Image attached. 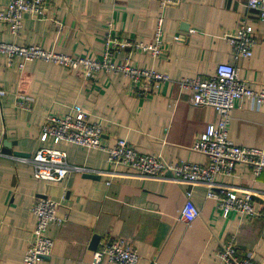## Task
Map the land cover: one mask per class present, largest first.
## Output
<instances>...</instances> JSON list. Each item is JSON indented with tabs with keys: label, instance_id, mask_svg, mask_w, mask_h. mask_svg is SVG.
<instances>
[{
	"label": "crops",
	"instance_id": "crops-1",
	"mask_svg": "<svg viewBox=\"0 0 264 264\" xmlns=\"http://www.w3.org/2000/svg\"><path fill=\"white\" fill-rule=\"evenodd\" d=\"M7 1L0 0V7ZM246 1L180 0L161 6L156 0H46V16L24 14L17 35L0 23V41L100 58L110 27L119 37L151 43L161 15L163 50L158 57L126 47L113 60L169 76L158 88L138 94L122 72L101 71L85 78L81 71L42 60L27 61L19 69L18 58L7 65L0 53V86L7 92L0 101V147L4 140L14 141L11 150L28 153L0 152V264L22 263L35 225L31 209L37 197L56 201L57 216L64 218L48 226L53 248L39 264H91L94 234L100 241H130L138 253L137 264H225L218 250L230 239L240 256L249 253L264 264V170L255 176L238 163L232 174L215 175L217 193L252 190L254 208L261 214L223 215L203 183L180 185L171 179L135 176L111 164L103 148L39 139L47 113L83 110L101 125L104 147L125 138L137 151L158 153L168 163H206L205 155L192 145L207 125L218 122L219 114L211 106L192 105L190 92L177 81L209 77L218 63L226 62L236 66L239 79L249 87H264V23L247 9ZM242 17L255 29L257 42L250 57L238 60L223 34L233 32ZM175 35L181 39L174 41ZM18 93L31 97L30 109L17 106ZM228 128L233 143L264 149V106L254 109L248 99H240L230 112ZM43 145L64 150L71 165L93 170L98 178L72 171L55 183L35 179L31 165L20 158L31 157ZM186 188H191L199 209L189 223L180 219Z\"/></svg>",
	"mask_w": 264,
	"mask_h": 264
},
{
	"label": "built area",
	"instance_id": "built-area-1",
	"mask_svg": "<svg viewBox=\"0 0 264 264\" xmlns=\"http://www.w3.org/2000/svg\"><path fill=\"white\" fill-rule=\"evenodd\" d=\"M161 6L175 5L180 0H156ZM46 0H8L0 7V23L6 25L12 35H17L22 27L24 14L36 18L45 17ZM246 7L254 11L257 19L264 23V0H247ZM163 17L157 19L155 38L151 43L119 35L110 27L104 36L103 51L100 58L74 56L51 49H45L39 44H16L0 41V53L7 58V65H12L18 58V68L32 60H42L66 67L70 71H81L85 78L95 77L98 72L124 73L130 80L134 91L144 94L151 88L168 81L169 76L152 68H142L130 65L128 62L119 63L113 60L116 53L126 47L149 53L158 57L163 50L162 26ZM223 38L230 46L234 59L248 58L257 42L255 29L242 17L231 33H224ZM181 36L175 35L174 41ZM180 87L190 92L192 105H207L213 107L219 114L216 124L207 125L205 131L194 141L192 149L205 155L206 163L199 164L191 161L168 163L158 153L146 154L137 151L125 138H116L114 143L104 147L101 141L103 129L100 124L89 120L83 110L56 115L47 113L40 126L39 139L43 143L67 142L80 147L103 148L111 164L119 165L130 170L132 175L156 179H171L178 184L194 185L203 183L208 186L207 197L216 201L223 215L235 211L243 216L252 217L261 214L255 210L252 190L235 193L214 189V177L217 174H232L238 163L247 165L255 176L264 170V149L245 147L233 143L229 139L228 127L230 112L235 103L246 98L254 109L264 106V87L253 89L241 81L235 65L221 62L216 65L215 72L209 77L180 78ZM6 90L0 86V101L6 97ZM18 107L30 109L32 99L26 94L18 93ZM32 167V175L48 183L63 180L70 172H93L68 162L64 150L49 145L41 146L29 158H20ZM171 175L168 177L167 173ZM94 173V172H93ZM185 200L180 209V219L189 223L199 215V209L192 200L191 188L184 191ZM58 203L49 197H37L31 213L35 225L31 231L28 246L24 252L21 264H39L51 254L53 239L47 236L46 230L50 224L60 223L64 218L57 216ZM218 256L225 264H260L254 261L250 254L240 256L233 239L226 241L218 250ZM138 253L134 245L125 239L105 237L98 243L93 252L91 264H137Z\"/></svg>",
	"mask_w": 264,
	"mask_h": 264
},
{
	"label": "water",
	"instance_id": "water-1",
	"mask_svg": "<svg viewBox=\"0 0 264 264\" xmlns=\"http://www.w3.org/2000/svg\"><path fill=\"white\" fill-rule=\"evenodd\" d=\"M15 144L14 141H7L4 140L1 147H0V152L4 154H11V155H16V156H22V155H27L28 153L20 152V151H13L11 150V145ZM84 176L90 177V178H98V175L94 174L93 172H85L83 173ZM168 176L171 175L170 172L167 173ZM100 241V236L98 234H94L92 236V239L90 241V248L93 250L97 248L98 243ZM48 257V256H47ZM45 257V258H47Z\"/></svg>",
	"mask_w": 264,
	"mask_h": 264
}]
</instances>
